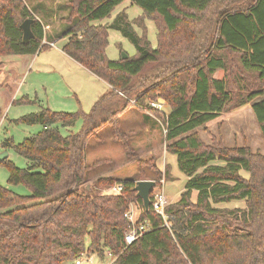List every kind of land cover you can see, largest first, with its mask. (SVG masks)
<instances>
[{
  "label": "trees",
  "instance_id": "1",
  "mask_svg": "<svg viewBox=\"0 0 264 264\" xmlns=\"http://www.w3.org/2000/svg\"><path fill=\"white\" fill-rule=\"evenodd\" d=\"M124 1L65 3L63 53L108 87L87 112L40 107L14 119L41 128L21 142L12 137L1 142L27 160L26 168L7 157L0 164L8 170V183L23 184L30 194L0 184V264H73L82 252L102 255L104 249L117 264H264V153L247 144L225 146L214 136L207 144L198 134L226 109L250 103L264 140V0H131L154 23V46L147 25L139 23L138 34L125 10L111 22H96ZM29 16L24 0H0V56L42 49L38 19L31 24L34 37L22 41L20 24ZM109 30L128 39L135 53L110 59ZM218 70L222 77L214 76ZM158 97L168 113L147 105ZM35 102L24 95L12 105ZM129 106L153 113L165 125V149L187 177L178 200L166 208L169 229L150 205L144 209L134 190L147 173L157 182L163 174L153 157L139 156L132 132L123 129L120 115ZM78 120L80 128L73 131L70 125ZM106 126L126 158L135 161L137 175L102 176L94 183L101 190L120 183V194L83 187L87 172L107 161L88 165L85 159L87 141ZM241 200L245 208L217 207ZM131 202L140 206V221L149 229L126 245L124 213Z\"/></svg>",
  "mask_w": 264,
  "mask_h": 264
},
{
  "label": "rangeland",
  "instance_id": "2",
  "mask_svg": "<svg viewBox=\"0 0 264 264\" xmlns=\"http://www.w3.org/2000/svg\"><path fill=\"white\" fill-rule=\"evenodd\" d=\"M24 1L32 11V16H29V18L38 19L43 24V47L40 51H37L36 55L31 54L29 56L26 63V67L28 66V68H21L20 75L17 77L18 81L15 82L16 86L7 89H4V86L0 88V152L6 151L7 158L21 168H26L27 160L19 156L11 148L4 149L1 146V142L9 137H12L15 143L21 142L24 138L35 133L39 129V126L37 124L26 125L15 123V118L29 112H35L34 110L37 109L38 102L42 106L55 111L74 112L80 109L87 112L97 97L108 87L103 80L62 52L61 48L66 38L61 37V33L64 30V22L61 17L66 14L64 6L67 0ZM121 10L127 12L130 20L136 21H134L133 26L138 34H142V28L138 26L139 23L147 25V38L154 46L156 44V28L154 23L149 19L147 20L141 9L133 5L131 0L124 1L111 12L109 17L96 22L103 24L111 22L113 17ZM51 41L54 44L50 47L49 43ZM106 53L110 59H116L122 53L133 55L135 48L121 33L109 30ZM214 76L221 77L223 76V72L218 70ZM24 95L29 100H35L36 102L12 105L9 101L11 97L18 98ZM126 109H129L127 111L128 115L134 113L142 122V118L145 116L140 109L130 106ZM162 109L165 113L169 111V107L165 102L162 105ZM127 114L124 116L120 115L123 129L126 132L128 130V125L125 121ZM137 123L140 124V121ZM80 125L81 120H78L70 125V128L72 127V130L76 131L80 128ZM206 126L207 131L198 129V134L207 144L211 143V138L214 136L216 139L220 137L225 146L233 147L247 144L252 151L264 153V140L251 111L250 103L226 109L208 122ZM129 127L136 126L132 124ZM136 130L137 135H130L131 144L141 158L153 157L155 159V164L161 169L163 174V188L168 204L174 203L178 200L180 192L184 189L186 178L178 170L175 156L169 154L165 149V134L162 131L161 125L149 128L150 131L147 133L148 139L144 140V142L143 137L145 135H143L144 133L140 126ZM61 131L65 132L66 129L64 128ZM97 137L90 138L87 141L85 151L86 163L89 165L98 159H106L107 161L87 172L88 178L83 185L84 189L89 184L90 191L100 192L101 189L96 187L94 183L98 177L109 176L121 180L137 175L135 161L126 158L120 144L112 139L108 126L102 128L98 132ZM146 143L151 146H148V150L151 151L150 153L146 151L147 148L142 147ZM166 171L169 174L168 180L164 177ZM244 174L247 175L246 172ZM146 176L147 179L152 178L151 173H147ZM7 177V168L3 164H0V184L18 194H30L29 188L23 184H9ZM156 183L160 185V182L156 181ZM194 199L195 193L192 195V200ZM130 204H132V208H139L140 210V206L137 203L131 202ZM217 207L228 209L245 208V203L242 200L233 201L217 204Z\"/></svg>",
  "mask_w": 264,
  "mask_h": 264
},
{
  "label": "built area",
  "instance_id": "3",
  "mask_svg": "<svg viewBox=\"0 0 264 264\" xmlns=\"http://www.w3.org/2000/svg\"><path fill=\"white\" fill-rule=\"evenodd\" d=\"M53 45V42L49 43ZM135 100H131V103H134ZM164 104V100L158 98L155 101H148L147 105L156 108L160 111H163L162 105ZM149 116L159 121L158 118L151 112H147ZM160 122V121H159ZM163 133L167 132L165 125L160 122ZM156 182V181H155ZM160 185L156 183V185L152 188V199H150L151 209L162 218L163 226L170 228V222L168 220V215L166 213V208L168 206V201L166 195L164 193L163 184L164 181L161 179ZM123 189L122 184H114L112 186L102 188L103 194H120ZM132 204L129 205V209L124 213L125 218L129 221V226L124 231V242L126 245L134 242L139 236L144 234L149 228L145 224V221H140L141 210L139 208H132ZM73 264H117L116 257L112 255V253L104 249L102 255H98L97 253H89L87 251L82 252L78 257H76L73 261Z\"/></svg>",
  "mask_w": 264,
  "mask_h": 264
},
{
  "label": "crops",
  "instance_id": "4",
  "mask_svg": "<svg viewBox=\"0 0 264 264\" xmlns=\"http://www.w3.org/2000/svg\"><path fill=\"white\" fill-rule=\"evenodd\" d=\"M121 4H119V5H121ZM51 46H53V45H50V47ZM37 53L38 52H36L33 55H36ZM30 55L31 54H11V55H3V56H0V65H1V68H2V70L0 71V88L4 86L3 88L4 89H7V88H10V87L13 88L12 86H16L15 85V82L18 81V78L17 77L20 75V70H22L23 68L24 69L25 68H28V66L26 67V63H27ZM15 99H17V98H13V97L10 98L9 101L11 102V104H12V101L15 100ZM40 107H44V106H42L41 103L38 102L37 109L34 110V111L39 110ZM127 111H129V109H126L125 111H123L124 113H122V116L126 115L127 114ZM141 112H143V111H141ZM143 114H144L145 117L142 118V122H141V119L139 120V118H137L136 114H134V113H131L129 115L127 114V116L125 118V121L127 122V125H128L127 132H132L131 135L136 134L137 133L136 128H139V126H140V128L142 129V131L144 133L143 135H145V137H143V142H144V140L146 141L148 139V136H147L148 134L147 133H149V131H150L149 128L156 127V125H159L160 126V122L157 121V120H155L154 118H152L148 114L146 115L145 112H143ZM139 121H140V124L137 123ZM121 124H122V122H121ZM132 124H135L136 127H129V125H132ZM38 126H39V129H40L41 126L40 125H38ZM148 146L151 147L150 145H148L146 143V145L143 144L142 147H144L145 149L147 148L146 151H148L150 153L151 151L148 150V148H149ZM185 178L187 180V177L186 176H185Z\"/></svg>",
  "mask_w": 264,
  "mask_h": 264
},
{
  "label": "water",
  "instance_id": "5",
  "mask_svg": "<svg viewBox=\"0 0 264 264\" xmlns=\"http://www.w3.org/2000/svg\"><path fill=\"white\" fill-rule=\"evenodd\" d=\"M35 19L33 18H26L20 24L22 29V41L27 43L30 39L34 37V33L31 30V24L34 22ZM122 57L125 58L127 55L122 53ZM7 157V152L3 151L0 152V160ZM156 185V182L151 179H140L135 181L134 190L136 191V195L141 198L142 204L145 210H148L150 205V192L152 188ZM87 190H89L90 185L87 184L85 186Z\"/></svg>",
  "mask_w": 264,
  "mask_h": 264
}]
</instances>
